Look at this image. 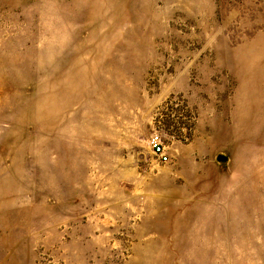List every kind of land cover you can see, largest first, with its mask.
Here are the masks:
<instances>
[{"label":"rangeland","instance_id":"rangeland-1","mask_svg":"<svg viewBox=\"0 0 264 264\" xmlns=\"http://www.w3.org/2000/svg\"><path fill=\"white\" fill-rule=\"evenodd\" d=\"M0 264H264V0H0Z\"/></svg>","mask_w":264,"mask_h":264},{"label":"built area","instance_id":"built-area-1","mask_svg":"<svg viewBox=\"0 0 264 264\" xmlns=\"http://www.w3.org/2000/svg\"><path fill=\"white\" fill-rule=\"evenodd\" d=\"M149 146L154 154L159 157V160L162 163L169 162V155L166 152V147L164 145L163 139L159 134L155 133L150 137Z\"/></svg>","mask_w":264,"mask_h":264},{"label":"water","instance_id":"water-1","mask_svg":"<svg viewBox=\"0 0 264 264\" xmlns=\"http://www.w3.org/2000/svg\"><path fill=\"white\" fill-rule=\"evenodd\" d=\"M224 161V160H223Z\"/></svg>","mask_w":264,"mask_h":264}]
</instances>
